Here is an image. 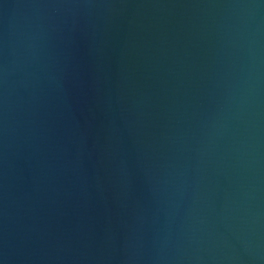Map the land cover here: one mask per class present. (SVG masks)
I'll return each instance as SVG.
<instances>
[{"label":"water","instance_id":"95a60500","mask_svg":"<svg viewBox=\"0 0 264 264\" xmlns=\"http://www.w3.org/2000/svg\"><path fill=\"white\" fill-rule=\"evenodd\" d=\"M0 264H264V0H0Z\"/></svg>","mask_w":264,"mask_h":264}]
</instances>
